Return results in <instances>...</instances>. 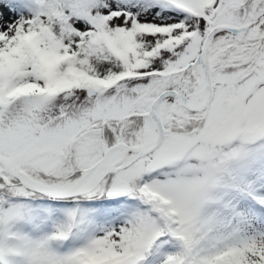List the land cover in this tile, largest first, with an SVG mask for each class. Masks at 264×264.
Listing matches in <instances>:
<instances>
[{"label":"snow or ice","instance_id":"1","mask_svg":"<svg viewBox=\"0 0 264 264\" xmlns=\"http://www.w3.org/2000/svg\"><path fill=\"white\" fill-rule=\"evenodd\" d=\"M0 264H264V0H0Z\"/></svg>","mask_w":264,"mask_h":264}]
</instances>
